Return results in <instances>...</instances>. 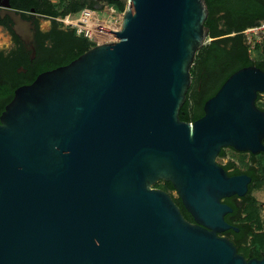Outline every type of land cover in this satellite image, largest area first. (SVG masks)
<instances>
[{"label": "water", "instance_id": "1", "mask_svg": "<svg viewBox=\"0 0 264 264\" xmlns=\"http://www.w3.org/2000/svg\"><path fill=\"white\" fill-rule=\"evenodd\" d=\"M206 0H128L119 41L18 88L0 117V264H264L219 233L223 149L264 153V71L243 68L193 123L180 113L209 39ZM178 192L188 221L169 192Z\"/></svg>", "mask_w": 264, "mask_h": 264}, {"label": "flooded vegetation", "instance_id": "2", "mask_svg": "<svg viewBox=\"0 0 264 264\" xmlns=\"http://www.w3.org/2000/svg\"><path fill=\"white\" fill-rule=\"evenodd\" d=\"M120 1L0 0V31L4 34L5 40L0 43V117L18 88L32 84L44 72L66 65L67 56L74 50V36H79L73 29L63 25L62 19L75 15L80 7L89 9L92 7V10L99 15L107 13V9L112 6L118 10V6L111 5V2ZM64 13L68 14L63 16ZM262 23L264 19L260 21V24ZM254 29L258 28L248 29L244 34ZM261 51L263 53V46ZM259 103H263V93L259 94L257 100L258 108L263 111ZM226 149H223L225 156L220 157L219 155L218 158H226ZM246 154L249 155V162L246 170L242 171L253 181L256 177L260 180L251 182L246 196L234 195L222 200V203L228 205L233 211L225 216V221L231 228L218 235L233 243L238 253L246 260H261L264 259V215L262 218L261 214L263 203L252 204L251 198L259 201L253 197L252 191H263L261 188L263 178L259 172L258 157L263 159L264 153ZM231 163H234L236 167L228 169ZM221 166L230 176L244 175H233L235 168H240L232 160ZM160 183L164 185V182ZM173 198L174 201L180 199L179 197ZM181 212L183 213L182 209ZM190 219L187 220L194 223L192 216Z\"/></svg>", "mask_w": 264, "mask_h": 264}, {"label": "trees", "instance_id": "3", "mask_svg": "<svg viewBox=\"0 0 264 264\" xmlns=\"http://www.w3.org/2000/svg\"><path fill=\"white\" fill-rule=\"evenodd\" d=\"M206 2L209 9L206 26L209 28V38L212 41L198 52L191 69L193 84L180 113L181 121L186 123H193L204 116L205 103L217 94L234 73L250 66H256L264 71V46L261 59L254 60L244 34L248 29L258 27L260 21L264 19V0H206ZM115 4L118 6V11L124 13L127 0L111 2V5L115 6ZM84 8L80 7L76 12ZM67 14L64 13L63 16ZM74 39V50L67 56L66 65L93 47L88 39L76 36ZM224 156L223 150L220 157ZM234 167L235 164L231 163L227 168ZM244 173L241 169L235 168L233 175ZM259 180L256 177L253 182ZM257 186L259 187V184ZM157 187L160 185L157 184ZM161 188L166 192L176 191L169 182H164ZM175 202L181 207L184 217L191 220L181 200ZM251 203L255 204L256 200L251 198Z\"/></svg>", "mask_w": 264, "mask_h": 264}, {"label": "built area", "instance_id": "4", "mask_svg": "<svg viewBox=\"0 0 264 264\" xmlns=\"http://www.w3.org/2000/svg\"><path fill=\"white\" fill-rule=\"evenodd\" d=\"M106 12L111 15V20L103 19L95 10L84 8L75 15L62 19L61 23L73 29L77 36L88 39L93 44V47L100 44L118 42V37L97 30V27L105 28L112 32H119L121 30L123 12H119L113 6L109 7ZM255 30L257 29L251 31Z\"/></svg>", "mask_w": 264, "mask_h": 264}, {"label": "rangeland", "instance_id": "5", "mask_svg": "<svg viewBox=\"0 0 264 264\" xmlns=\"http://www.w3.org/2000/svg\"><path fill=\"white\" fill-rule=\"evenodd\" d=\"M128 5V3H127ZM100 16L103 19H108L111 20V15H109L108 13H101ZM258 29L252 32H247L245 34L246 36V41L247 44L250 46V51H251V56L254 60H260L261 59V50H262V46H264V23L259 24ZM1 41H5L4 40V34H2V32L0 31V43ZM212 41V39H208L207 41V45ZM260 106H262L264 108V94H263V103H259ZM226 158H218L217 162L220 165L226 164L227 161L232 160L233 162H235L239 168L241 170H246V165L249 162V155L246 153H238L234 150L231 149H226ZM263 160V162H262ZM244 162V163H243ZM258 162H259V166H260V175L263 178L262 184H261V188H263L261 192H255L254 190L252 191V195L253 197L256 199H258L259 201L256 200V203H263L262 205V218L264 215V157L262 159V157H258ZM160 185V187L157 188H161V186H163V183H158ZM156 188V185H155ZM171 195L175 198L179 197L178 192L177 191H173L171 193ZM259 242H261L259 240Z\"/></svg>", "mask_w": 264, "mask_h": 264}]
</instances>
